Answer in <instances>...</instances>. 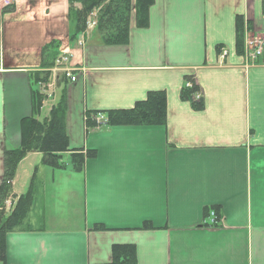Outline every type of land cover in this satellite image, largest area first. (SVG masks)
<instances>
[{
    "label": "crops",
    "instance_id": "crops-1",
    "mask_svg": "<svg viewBox=\"0 0 264 264\" xmlns=\"http://www.w3.org/2000/svg\"><path fill=\"white\" fill-rule=\"evenodd\" d=\"M262 1L153 0L144 29L136 27L133 5L128 42L105 46L94 27L70 40L76 29L67 0H3L0 184L4 148L21 142V122L31 116L30 76L42 71V48L51 41L68 55L75 81L55 76L37 120L64 89L70 148L96 151L81 173L68 160L41 181V154L19 162L6 212L32 182L26 223L33 231L6 236L5 264H107L113 245H133L137 264H264V45L255 63L235 49L237 17L244 30L250 23L244 41L264 40ZM186 77L201 89L200 111L180 99ZM158 91L166 96L163 127L85 131V112L130 109ZM64 174L79 187L68 194L79 213L70 227L51 226L39 197ZM212 207L220 212L217 226L204 217ZM144 223L154 229L140 230Z\"/></svg>",
    "mask_w": 264,
    "mask_h": 264
},
{
    "label": "trees",
    "instance_id": "trees-1",
    "mask_svg": "<svg viewBox=\"0 0 264 264\" xmlns=\"http://www.w3.org/2000/svg\"><path fill=\"white\" fill-rule=\"evenodd\" d=\"M34 1V0H30ZM68 20L75 24L76 33L71 36V41L87 30L89 18L95 14L94 31L100 36L101 43L105 46H121L128 42L129 19L132 10L131 0H67ZM153 0H134L136 27L144 29L148 26V10ZM79 5L80 8H76ZM264 13V0L262 1ZM6 6L1 15L8 11ZM246 30L250 23L245 22ZM244 20L236 18L235 23V49L238 55L244 53ZM61 44L51 41L42 48L41 72L30 76L31 85V116L21 122V142L14 149L4 148L3 175L0 184V263L6 260V236L15 232H31L33 227L26 223L32 205L31 182L27 192L16 199L10 212H6V203L13 198L12 182L17 166L30 153L42 156V165L50 169H65V155H68L70 169L74 173H81L86 160L94 159L96 151L83 148H70L66 132L67 100L63 89L57 103L50 109L48 117L42 121L37 118L45 100L41 87L50 80L48 70L53 68L60 56ZM190 84V87H186ZM200 98L194 101V96ZM180 99L190 104L192 109L200 111L203 108L202 92L194 78L186 77L180 92ZM106 119V127H163L166 122V96L164 92H149L146 98L138 101L130 109L110 110L101 112H85L84 129L89 131L96 127V117ZM204 217L208 218L213 212L215 221H220L218 207L205 208ZM154 229L149 223H144L140 230ZM93 231L105 232L102 225H94ZM110 262L107 264H137L136 250L133 245H113L111 247Z\"/></svg>",
    "mask_w": 264,
    "mask_h": 264
},
{
    "label": "rangeland",
    "instance_id": "rangeland-1",
    "mask_svg": "<svg viewBox=\"0 0 264 264\" xmlns=\"http://www.w3.org/2000/svg\"><path fill=\"white\" fill-rule=\"evenodd\" d=\"M3 2V0H0V3ZM4 2L0 6V16H1V10L3 11L4 7ZM131 4L133 6L134 0H131ZM3 6V7H2ZM133 14V11H132ZM89 21H91L94 17H90ZM3 25V24H2ZM59 96V93H56V98ZM55 98V100H56ZM47 115V108L44 110ZM64 162L68 164V159L64 158ZM42 169V173L38 176L39 181L40 179H43V176L47 173H49L48 168H44L40 166ZM57 183V182H56ZM78 185L77 183L72 184L69 180V178L65 177V174L63 176V180L58 182L56 185H50L46 184L45 187L43 188L44 191V196H40V200H45L46 204V215L48 219H51L54 223H52L51 226H55L54 224L60 225L62 227H70L71 222L76 220V215L75 212L77 209V205L79 202L73 200L72 198L68 197V194L70 192L77 193L78 192ZM38 193V192H37ZM36 195L35 193V200H36ZM43 200V201H44ZM34 204V203H33ZM77 214L79 213V209H77ZM33 212L30 214L28 220L31 225L34 227L38 226L37 218H34L35 215L33 216ZM37 216V215H36ZM38 217V216H37Z\"/></svg>",
    "mask_w": 264,
    "mask_h": 264
},
{
    "label": "built area",
    "instance_id": "built-area-1",
    "mask_svg": "<svg viewBox=\"0 0 264 264\" xmlns=\"http://www.w3.org/2000/svg\"><path fill=\"white\" fill-rule=\"evenodd\" d=\"M0 24H1V21H0ZM94 24H95L94 22L90 23L89 28L93 27ZM263 45H264V40L261 35H254L253 37H250L245 40L244 53L246 54L247 58L251 61V63H255L257 59L262 55ZM225 56H226V51L223 49H220L219 58L224 59ZM68 64H69L68 56H66L65 54H62L56 60L54 67L49 70V72L51 73L52 80L50 83L43 86V90L50 91L54 88V84H55L54 78L58 74L63 76L64 78L69 79L71 82L75 81V77L73 76V73H75L76 70L70 67ZM186 87H190V84H186ZM46 91H44V93H46ZM193 98H194V101H197L199 100L200 95L197 94ZM95 121H96L97 127H100L106 124V119L103 117H97ZM209 219H210V223H209L210 226H214L218 224V222L215 221V216L213 212L210 213Z\"/></svg>",
    "mask_w": 264,
    "mask_h": 264
}]
</instances>
